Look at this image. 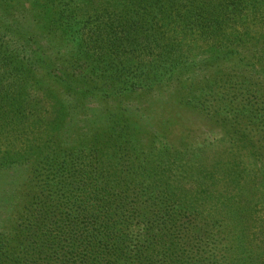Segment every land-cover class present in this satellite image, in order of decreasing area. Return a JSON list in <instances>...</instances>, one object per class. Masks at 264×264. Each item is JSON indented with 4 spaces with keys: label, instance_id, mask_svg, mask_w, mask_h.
I'll use <instances>...</instances> for the list:
<instances>
[{
    "label": "trees",
    "instance_id": "1",
    "mask_svg": "<svg viewBox=\"0 0 264 264\" xmlns=\"http://www.w3.org/2000/svg\"><path fill=\"white\" fill-rule=\"evenodd\" d=\"M211 11L222 23V8ZM75 19L64 47L34 43V51H22L0 45V264H264V155L248 170L237 157L193 160L188 151L162 143L151 160L126 139L108 157L97 141L78 133L101 117L106 132L115 129L122 138L129 125L115 127L119 115L111 109L81 112L75 99L78 90L86 93L82 81L51 63L50 56L63 51L79 64L84 36L94 43L126 37L111 23L87 34L88 22ZM101 21L98 15L93 22ZM205 21L197 30L201 37L212 35ZM170 34L177 39L174 30ZM165 57L167 74L178 73L181 61ZM43 72L54 82H45ZM93 81L92 89H104ZM132 81L122 82L130 86L121 90L135 91ZM58 83L67 92L55 90ZM224 85L213 98L229 94ZM259 143L264 153V139Z\"/></svg>",
    "mask_w": 264,
    "mask_h": 264
},
{
    "label": "rangeland",
    "instance_id": "2",
    "mask_svg": "<svg viewBox=\"0 0 264 264\" xmlns=\"http://www.w3.org/2000/svg\"><path fill=\"white\" fill-rule=\"evenodd\" d=\"M215 8L225 13L222 23L210 14ZM98 15L102 21L94 23ZM75 18L79 24L88 22L87 34L111 23L126 36L110 43L82 37L79 64L73 57H64L63 51L50 56L57 72L68 76L71 70L73 80L82 81L78 85L86 93L78 90L80 97L75 99L81 112L88 107L85 112L101 115L111 109L119 115L115 127L123 126V121L129 125V137L123 138L115 129L107 133L102 117L79 129L87 141H97L108 157L128 139L143 158L151 160L162 143L173 151L189 152L193 160L237 157L248 170H253L252 160L263 158L258 146L264 139V118L249 116L254 111L264 113V0H0V45L22 51H34V43L64 47L71 42L67 25L76 23ZM200 20H206L211 36L197 33L204 26ZM172 30L177 39L171 38ZM162 33L169 39L162 40ZM234 49L240 53L238 58L231 56ZM165 56L181 61L178 73L167 74ZM88 65L91 71H85ZM43 73L45 82L55 80ZM93 80L104 83V89H92ZM127 81L136 84L135 91L121 90L130 86L122 85ZM219 83L229 93L222 94L223 100L213 98L224 90ZM59 84L54 89L67 92ZM236 94L239 99L233 100ZM92 96L101 99L93 101ZM109 120L103 122L110 124ZM196 171L199 176L200 170Z\"/></svg>",
    "mask_w": 264,
    "mask_h": 264
}]
</instances>
